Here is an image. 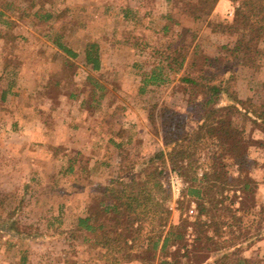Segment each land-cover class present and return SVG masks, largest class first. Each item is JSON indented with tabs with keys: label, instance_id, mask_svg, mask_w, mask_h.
<instances>
[{
	"label": "rangeland",
	"instance_id": "rangeland-1",
	"mask_svg": "<svg viewBox=\"0 0 264 264\" xmlns=\"http://www.w3.org/2000/svg\"><path fill=\"white\" fill-rule=\"evenodd\" d=\"M196 4L52 0L44 6L54 14L46 24L33 15L41 0H0V11L12 22L9 28L0 22V33L8 37L0 36V218L13 214L24 233L8 235L0 227V264H20L24 251L27 264H160L159 253L143 259L144 238L135 244L134 259H115L116 253L85 239L78 221L98 215V201L122 168L163 147L160 120L155 126L150 121L152 110L158 114L168 106L188 117L189 130L197 127L204 110L189 101L202 103L204 96L191 95L192 85L182 80L187 74L217 81L233 75L237 100L225 118L233 139L254 161L247 172L259 186L246 196L239 185L226 188L231 197L224 205L231 210L223 211L218 236L207 226L215 239H197L196 202L185 195L188 183L172 171L170 222L188 220L190 226L188 249L173 247L169 259L237 264L244 257L249 264H264V123L256 118L264 102V41L256 53L258 67L242 64L222 48L234 47L241 32L214 31L215 24L233 19L239 0H219L211 14ZM126 8L135 10L133 20L125 18ZM61 29L63 42L77 56L54 43ZM89 42L100 44L99 70L86 63ZM194 51L195 65L169 71L166 55H186L188 62ZM156 68L167 73V82L145 86V74ZM218 145V139L209 140L201 160ZM226 162L229 175L237 176L238 167ZM225 251L227 259L220 257Z\"/></svg>",
	"mask_w": 264,
	"mask_h": 264
},
{
	"label": "trees",
	"instance_id": "trees-1",
	"mask_svg": "<svg viewBox=\"0 0 264 264\" xmlns=\"http://www.w3.org/2000/svg\"><path fill=\"white\" fill-rule=\"evenodd\" d=\"M46 2L52 0H41L40 8L33 15L39 22L48 24L54 14L44 7ZM218 2L219 0H197L196 8L205 14H211ZM239 2L233 19L227 23L215 24L214 31L241 32L234 47L225 45L222 48L241 60L242 64L257 68L256 53L261 54L259 46L264 41V0H239ZM124 11L127 20L131 19V14L135 12L131 8H126ZM4 15V12L0 11V22L9 28L12 22L4 18ZM168 19L171 17L168 16ZM169 28V25H165L164 31ZM0 36L8 38L7 34L0 33ZM63 38V29H61L54 43L71 56H77L63 42ZM197 54L194 51L188 62L186 55H166L169 71L178 73L186 65L192 67L196 64ZM204 59L207 62L209 57L205 56ZM85 60L94 70L101 69L102 60L98 42H89L86 45ZM68 62L66 65L71 66ZM163 68L161 70L156 68L146 73L143 78L144 85H160L167 82V73ZM217 79V76L195 77L192 74L182 77L183 81L192 85L193 97L198 99V96H204L202 103L195 99L189 101V105L193 102V109L198 106L204 110L203 114H199L197 127L194 130L187 128V116L168 106H164L158 114L155 110L150 112V121L154 126L158 119L160 120L163 147L142 160L134 161L122 168L120 174L112 180L113 188L98 201V215L79 218L78 227L87 234L86 240L108 252L116 253L115 259L122 258L128 261L135 258L132 252L136 242L144 238L146 241L143 249L144 260L146 257L154 258L159 253L162 258L160 264H175L170 261L169 254L173 247L188 249L186 232L190 224L188 220H181L178 224L170 222L172 211L168 201L172 196L170 185L172 171H177L188 183L185 195L196 202L198 216L192 224L197 239L206 238L211 241L215 239L208 234L207 226L214 227L213 232L218 236L217 233L223 225L221 221L223 211L231 210L224 205L231 197L224 194L226 188L239 185L245 196L255 193L259 184L247 172L248 166L254 161L247 154L243 144L233 139L231 125L225 118L228 109L235 106L237 100L232 90L233 75L219 81ZM70 96L75 95L71 93ZM223 99L227 102L221 103ZM256 118L264 123V102L262 111ZM157 133H159L158 128ZM214 139L219 140L218 150L213 151L212 154H205L202 161L201 151H207L205 145L209 140ZM228 160L238 167L237 176L229 175L227 171L229 165L226 162ZM69 170L72 171L73 167L70 166ZM2 226L6 228L8 235L23 236L24 234L17 227L13 214L6 219L0 218V227ZM203 233L205 235L201 236ZM228 253L229 251L222 252L220 257L226 258ZM20 264H27L26 251L22 252ZM237 264H249V262L247 258L242 257L237 260Z\"/></svg>",
	"mask_w": 264,
	"mask_h": 264
},
{
	"label": "crops",
	"instance_id": "crops-1",
	"mask_svg": "<svg viewBox=\"0 0 264 264\" xmlns=\"http://www.w3.org/2000/svg\"><path fill=\"white\" fill-rule=\"evenodd\" d=\"M128 20H133V19H128ZM136 19H134V21H135Z\"/></svg>",
	"mask_w": 264,
	"mask_h": 264
}]
</instances>
